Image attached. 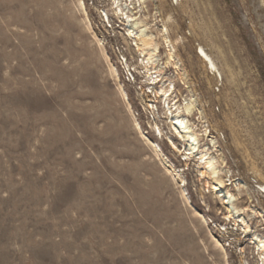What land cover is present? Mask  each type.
Segmentation results:
<instances>
[{
	"label": "rangeland",
	"instance_id": "374dc122",
	"mask_svg": "<svg viewBox=\"0 0 264 264\" xmlns=\"http://www.w3.org/2000/svg\"><path fill=\"white\" fill-rule=\"evenodd\" d=\"M84 1L102 40L101 3L92 0L95 10ZM145 5L159 44V26L166 27L185 77L166 63L163 46L156 65L176 78L178 102L196 99L204 119L197 110L190 119L216 139L217 149L209 137L202 142L220 157L238 206L262 210L249 222L264 235V0ZM81 14L77 0H0V264H242L243 257L260 264L250 234L225 219L224 205L197 167L184 165L165 135L156 137L138 105V82L125 80L106 46L129 112ZM152 93L166 132L163 104ZM139 94L145 106L149 95ZM135 111L147 136L182 170L186 186L174 182L134 130Z\"/></svg>",
	"mask_w": 264,
	"mask_h": 264
},
{
	"label": "bare ground",
	"instance_id": "6f19581e",
	"mask_svg": "<svg viewBox=\"0 0 264 264\" xmlns=\"http://www.w3.org/2000/svg\"><path fill=\"white\" fill-rule=\"evenodd\" d=\"M131 2L132 1H130L129 4H127V2L125 1L123 3L121 0H112V4H114L113 9L108 8L109 11L104 7L103 8H100L98 6L96 7L102 23L104 24L105 22L111 23V20L113 18H117V22L119 23V25H121L123 27V30L126 31V33H124L123 40L128 44L129 47L134 46L135 50L138 53V55L136 56L135 65L129 64L126 61L124 63V66L128 67L129 70L131 69L130 67L134 66L132 68L138 70L139 72L140 69H143L144 74L142 78H144V81L146 83L153 84L151 86L152 92H154L156 97L158 95L160 96L161 103L163 104L162 107L163 114L168 124V131L164 132L163 129L156 123L153 126V132L158 138H163L165 135V139L168 141L171 148L177 153L182 155L181 158L184 162V165L187 166L191 162L193 165L197 167V172L199 174V177L201 179H205V187L207 189L211 187V190L213 191L212 193L217 194L218 198L220 199V203L224 205L226 210L225 219L228 220L229 222L233 221L235 226L242 229L243 232L250 234L249 241L250 243L254 244V250L257 251V254L260 257L259 259L261 260L260 264H264V235L254 230L250 225L251 222H249V217L251 215H255L256 218H258L262 215L261 212L262 210L258 211L250 203L245 207L238 206L237 201L239 197H237L236 194L232 193V191L228 187L231 183H226L221 175L222 171L224 170L222 169V166L219 162V160L221 161V159H219L220 157H217L215 155L216 153L214 154L212 152L211 147L207 143L202 142L204 140V137H209L208 138L209 143L211 144L212 147L217 149L219 146L216 139L213 138L212 136L210 137V131L208 130L207 126L201 129L197 125V123L195 124L190 119L196 110L200 114V118L204 119L202 115V110L198 107L196 99L193 97V95H191L189 97H184L181 103L178 102L179 101L177 99L178 96L175 93L176 78L174 77L170 78L166 76L164 74V68L162 64L156 65L157 61L160 59L159 50L161 46H163L166 50V55L168 56L166 63L174 64L175 67H177L180 70L181 75L179 76L185 77L179 62L175 57L174 54L175 49L171 44L170 40L168 39L167 36L168 32L166 27L163 26L162 24L161 26H159L158 31L163 43V44L162 43L159 44L157 42L158 40L157 34L156 33L153 34L154 31L153 32L151 31V28L152 30H154L157 29L158 26L156 25L155 22L153 23L146 22L147 20V14L145 13L146 0H135L133 1V3ZM134 2H137L138 8L135 5H133ZM107 4H108L107 7L110 6L109 3ZM77 7L78 10L81 11L84 16L83 21L85 23L86 31L88 30L89 32H91L94 39L99 43L98 45L102 51V54L105 57L106 61L108 62V70L111 76L118 81L117 83L118 91L120 92L123 99L126 101L129 112L132 113L131 111L132 108L128 98V94L125 91L124 87L122 86L121 82L119 81L120 73L118 67L110 62L109 54L106 51L104 43L102 42L101 39L97 37V35H95V33H93L92 23L88 16L85 1L77 0ZM141 8H143L142 12H141ZM109 12H111L113 17L110 15ZM137 13L139 15H137ZM197 55L202 59L207 69H210V71L213 70V72L217 74L216 76L220 78V71L217 68L216 63L213 61L210 55H208L207 52H205V49H203L202 47H198ZM153 69L156 70L155 72H158L159 75L153 76L152 75ZM132 125L134 130H136V132H138L139 135L146 140L147 145H149L150 149L158 157L157 159L161 160V162L164 164L167 172L171 174V177L173 178L174 182L176 181L177 185L182 184L183 186H186L185 185L186 180L183 176L182 170L180 168H177L176 165H174L171 162V160L167 157L161 145L158 143L159 141L157 142L151 140L147 136L142 125L134 115H132ZM165 168H163L164 171ZM259 188H261V190H263L264 192V186L261 185L259 186ZM237 190L238 192L240 191L239 189ZM181 193H183V191ZM248 198L251 197L248 196ZM194 215L196 214L194 213ZM203 219L201 221H203ZM256 224L259 225L260 223H256ZM222 229L228 231V227H224ZM211 239L214 240L213 243H215L220 247L221 252L225 257L226 256L225 248L214 237L213 238L211 237ZM217 249L219 250V248ZM242 264H249V262L243 257Z\"/></svg>",
	"mask_w": 264,
	"mask_h": 264
},
{
	"label": "built area",
	"instance_id": "2783aa9c",
	"mask_svg": "<svg viewBox=\"0 0 264 264\" xmlns=\"http://www.w3.org/2000/svg\"><path fill=\"white\" fill-rule=\"evenodd\" d=\"M90 1L88 4L92 5V7L94 8V3L92 0H88ZM98 2H100L98 5V7L100 8H106L108 10V8H112L113 9V5L112 4V0H97ZM123 3L124 1L127 2V4H129L130 1H132L131 3H133V1L135 0H121ZM107 3H109L110 6L107 7ZM137 8V2H134V4ZM95 9V8H94ZM141 8V12H142ZM96 10V9H95ZM109 11V10H108ZM96 13L99 17V14L96 10ZM110 13V12H109ZM137 15H139L137 13ZM117 19V18H115ZM100 24H101V29L103 30V33H101V38L104 42L105 47L109 46L112 47L111 52L115 55L116 57V62H117V66L121 69L123 75H125V80L129 83H137L136 85V91L135 93L137 94V101H138V105L141 109V111L147 113V118L149 119L148 122H151L153 125H155L156 123L162 127L163 125V120H161L158 116L159 114L162 115V110H161V104L159 103V100L156 99L153 95L152 92H150L151 90V86L153 84H148L145 83L144 78H142L143 76V69H140V72L136 69H133L132 67H130L131 69L129 70L128 67L124 66V63L127 61L129 64H132L134 61V59H136V56L138 55L137 51L135 50L134 46L129 47L127 43H125V41L123 40L124 37V33H126V31L123 30V27L121 25H119L118 23H115L114 20H111V23L105 22L102 23V21L100 20ZM114 42V44L112 43ZM111 45V46H110ZM156 70H152V75H159L158 72H155ZM142 89V91L145 93H147V95H149V97H145L147 99V103L145 106H143V104L140 102V97L141 94H139V92ZM160 106V107H159ZM133 112L134 116H138V111Z\"/></svg>",
	"mask_w": 264,
	"mask_h": 264
}]
</instances>
